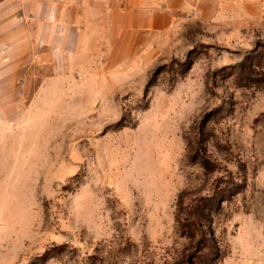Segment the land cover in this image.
<instances>
[{
    "label": "rangeland",
    "instance_id": "obj_1",
    "mask_svg": "<svg viewBox=\"0 0 264 264\" xmlns=\"http://www.w3.org/2000/svg\"><path fill=\"white\" fill-rule=\"evenodd\" d=\"M120 1L0 0V264H264V0Z\"/></svg>",
    "mask_w": 264,
    "mask_h": 264
},
{
    "label": "crops",
    "instance_id": "obj_2",
    "mask_svg": "<svg viewBox=\"0 0 264 264\" xmlns=\"http://www.w3.org/2000/svg\"><path fill=\"white\" fill-rule=\"evenodd\" d=\"M121 3V4H120ZM190 0H123L112 8L111 24L104 33V42L118 44L124 42L126 37L144 36L154 38L172 29L176 19V14L187 10ZM44 4H42L43 8ZM43 9L45 14L51 18L50 23L54 30V35L62 34L61 26H70L71 21L57 20V12L51 11L53 7L45 5ZM48 8V9H46ZM108 11V6L105 7ZM108 13V12H107ZM54 23V25H53ZM88 27V26H87ZM105 28V26H104ZM111 37V41L110 38ZM116 39L114 40L112 38ZM120 39V41H119ZM87 40V37L85 41ZM55 52L65 51L61 36L58 42L54 44Z\"/></svg>",
    "mask_w": 264,
    "mask_h": 264
},
{
    "label": "trees",
    "instance_id": "obj_3",
    "mask_svg": "<svg viewBox=\"0 0 264 264\" xmlns=\"http://www.w3.org/2000/svg\"><path fill=\"white\" fill-rule=\"evenodd\" d=\"M189 261H190V263H193L191 258H189ZM211 262H212L211 264H215L214 259H211Z\"/></svg>",
    "mask_w": 264,
    "mask_h": 264
}]
</instances>
